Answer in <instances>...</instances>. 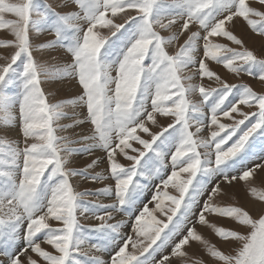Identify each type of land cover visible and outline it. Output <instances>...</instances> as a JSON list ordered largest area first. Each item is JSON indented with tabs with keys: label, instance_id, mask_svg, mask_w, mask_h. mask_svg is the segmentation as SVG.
<instances>
[{
	"label": "snow or ice",
	"instance_id": "1",
	"mask_svg": "<svg viewBox=\"0 0 264 264\" xmlns=\"http://www.w3.org/2000/svg\"><path fill=\"white\" fill-rule=\"evenodd\" d=\"M75 2L79 11L61 13L47 0H0V29L7 28L14 35V39H0V45L12 48L10 58L6 56V62L0 64V89H17L14 95L0 91V126L4 128L0 133V264H38L32 253L46 264H105L100 257H90L82 250V245L92 239L89 232L101 240L93 248L112 249L110 264H171L170 257H187L183 249L190 241L208 245L195 226L208 224L206 213L231 218L239 225L238 230L211 225L225 242L235 238L240 245L234 254L209 246L212 257L223 264H264V206L255 209L254 218L244 207L214 203V197L222 192V183L232 185L239 179L251 185L254 174L264 171V155L257 158L259 162L250 159L257 139L264 140V92L246 83L222 81L205 62L210 59L231 73L243 72L264 82V41L258 55L226 27L229 22L234 27L235 20L242 18L253 32L264 37V0H258V6L256 0ZM130 9L135 10L134 15L127 11ZM6 14L15 19H7ZM118 14H123V22L110 18ZM178 21L179 30L169 36L158 30L171 29ZM190 25L198 28L192 30ZM98 26L109 28L110 36L101 35ZM30 29L37 34L53 30L55 39L38 47L64 46L73 57L72 63L57 72L78 75L82 94L71 103L85 108L79 124L94 126L90 134H81L77 141L58 134L78 124L62 125L68 101L53 103L46 96L42 82L53 73L34 57ZM184 32L190 35L178 51L170 54L166 46ZM218 37H226L240 47L217 43ZM198 49L202 56H198ZM194 77L214 78L220 82L219 87L206 88L194 83ZM197 92L202 97L199 102L191 99ZM16 105L23 147L6 138L16 123ZM240 106L249 110L241 111ZM234 113L243 118L235 120ZM156 114L173 122L151 133L146 122L156 124ZM221 115L234 123H222ZM193 125L195 131L191 130ZM206 126L217 130L208 137L198 135ZM138 130L149 133L150 139H144ZM30 137L37 142L29 143ZM80 141L91 143L79 149L71 146ZM131 141L139 142L143 150L133 148ZM96 148L106 153L114 184L95 193L76 191L71 178L89 176L88 169L98 161L93 160L84 169L70 168L69 157ZM128 149L137 154L130 155ZM118 154L130 163L118 162ZM169 164L170 174L164 179L162 173ZM153 177H159L165 189L171 184L178 195L170 196L167 191L162 194L174 205L167 223L153 217L149 224L145 215L151 213L144 207L135 217L133 231L138 239L134 241L122 234L123 221H109L113 220L112 211L129 212L135 207L147 187L142 181ZM104 178L100 174L91 176L93 180ZM205 192L207 199L197 213L195 206ZM250 193L264 201V188L251 186ZM86 194L109 196L114 202L86 201ZM160 196L157 191L153 198L159 200ZM157 208L163 211L160 203ZM100 210L103 215L97 219L101 222L95 226H86L77 218L78 212L95 214ZM50 218L62 226H53ZM245 226L248 231L242 234ZM41 238L54 251L42 247ZM21 243L23 246L17 248ZM169 246L171 253L157 260L156 255Z\"/></svg>",
	"mask_w": 264,
	"mask_h": 264
},
{
	"label": "rangeland",
	"instance_id": "2",
	"mask_svg": "<svg viewBox=\"0 0 264 264\" xmlns=\"http://www.w3.org/2000/svg\"><path fill=\"white\" fill-rule=\"evenodd\" d=\"M49 4L52 5L57 11L61 13H68L72 11H79L78 5L75 2V0H47ZM251 2V0H250ZM256 6H258V0H256ZM131 14H135V10H127ZM7 19H15V16L12 14H6ZM114 20L116 23L123 22V14H118V17H110ZM235 19V18H234ZM236 23L240 27H236L238 25L235 24L234 27L231 26V22L226 23V27H229L231 31L234 32L237 36H239L242 40H244V44L249 49H252L257 52V54H260V46L261 42L264 41V37H261L260 35L253 32L250 28V26H247L246 21H244L242 18L239 20H235ZM81 23H84L81 21ZM165 23L167 21L165 20ZM240 23V24H239ZM180 28V22L178 21L176 25L167 30L158 29L161 31V34L164 36H169L173 32H177ZM190 28L192 30H196L198 28V25H190ZM101 35L103 36H110L109 28H100L98 26L97 29ZM30 41L33 44V55L34 57L40 61L41 63H45L48 65V67L52 70V75L45 79L42 82V88L45 91L46 96H48L50 102H60V101H68L66 103L64 111L67 113V115L60 120V123L65 126L72 125L74 123L78 124L77 127H66L65 130L60 131L58 134L61 136H66L72 141L79 140V137L83 133L90 134L91 129L94 127L90 123H83L79 124V121L84 118L85 108L71 103L73 98L77 97L78 95L82 94V85L78 82V75H61L57 72V69H63L68 64L72 63L73 57L71 54L66 50L64 46H53V47H45L43 49L39 48L38 46L40 44H46L47 42L55 39V32L50 29H45L42 33L37 34L34 30L30 29ZM190 35V32H184L179 35L178 40L174 41L173 43L166 46L167 51L170 54H174L176 51L179 50L180 46L183 45L184 41L187 39V36ZM257 38H256V37ZM112 39H116L115 37H111ZM0 39H14V35L10 32L9 29H0ZM215 42L217 43H226L230 47H240L236 45L234 42L229 41L226 37H218L215 38ZM202 41L200 44L202 45ZM55 51V52H54ZM12 52L11 46H5L0 45V64L5 63V57L8 56L10 58V54ZM198 56H202V51L198 49ZM206 63H209L210 68L215 71L220 77L221 80L224 82H227L229 84H241L246 83L253 87V89L257 92H264V82L258 81V79L254 77L248 76L246 73H231L230 70L226 69L223 65L218 64L215 61H211L210 59H206ZM147 63V61H146ZM194 71V69H193ZM113 75H116V72L113 71ZM194 83H202L206 88L208 87H219L218 81H215L214 78H208L204 77L203 79H200L199 77H194L193 80ZM114 87V85H113ZM0 91L3 92V94L6 95H14L17 92V89L15 86H8L6 88L0 89ZM191 99L195 102H199L202 100V97L197 92L196 94L192 95ZM241 111H248L247 106H240ZM150 110V109H149ZM206 111H209L208 109H205ZM13 111L16 114V123L14 126H12L11 130L7 133L6 138L10 141H18L20 142V146L23 147V136L20 130L19 126V108L18 105H16L13 108ZM235 120L242 119L243 117L239 113L233 114ZM220 120L222 123L226 124H232L234 123V120L232 118L223 117L220 116ZM156 124H153L151 121H147V126L150 128L151 133H156L161 131L163 127H167L169 123L173 122L172 118L164 117L161 114H156ZM247 123V121H245ZM243 127V126H242ZM192 131H195V125H193ZM217 130L215 126L211 127H205L202 132L198 135H202L205 137L210 136L211 131ZM4 132L3 126H0V133ZM138 134L141 135L144 139H150L149 133H143L140 130H138ZM29 143L37 142V138L30 137L28 139ZM84 143H91V142H85L80 141L79 143H73L71 146L73 148H81ZM133 144V148H139L143 150V146L139 144L137 141H131ZM231 143V142H229ZM130 155H135L137 153L133 152L131 149L127 150ZM252 152L254 155L250 156V159L258 161V157L261 155H264V140L257 139L256 143L253 146ZM118 162L123 163L125 165H128L130 162L127 160L125 156L122 154H118ZM93 160H97V166H94L90 169H88L89 176L84 177L77 175L73 178H71L73 187L76 191L79 192H87V193H95L98 190L107 187L109 185L114 184V180L110 177L109 171V163L106 159V153L104 150L96 148L93 149L90 153L89 152H76L73 153L69 157V164L68 167L70 168H80L84 169L89 163H91ZM100 174L104 179L101 180H93L91 179L92 175ZM170 174V164L168 168L164 170V173H162L164 179L167 178V175ZM186 176V174H184ZM261 179L258 178V175L255 173L254 176L251 178V185L248 182L237 180L233 182L232 185L225 183H222L221 188L222 192L214 197V203H216L219 206H239V207H245L248 199H251V203H249V206H256V208H259L260 206H264V201H259L258 198L249 196L250 193V187L255 186L259 188H264V182H262V177H264V174L260 175ZM147 184L146 189L142 193V195L137 200V203L135 207H133L129 212L125 211H112L113 220L109 221L110 223H115L117 221H123V226L121 228V232L124 236H131L133 240H137L138 236L136 232L133 231V225L135 223V217L139 215V213L144 209V207H147L151 215L146 214L145 215V221H147L149 224L152 223V218L155 217L157 221H160L162 223H167V217L171 214V208L174 207L171 200L164 197L162 194L164 191H167L170 196L178 195L177 190L172 187L170 184L167 189H165L162 180L159 177H153L150 181H142ZM224 185H227V189L223 187ZM209 189L212 187V185L208 186ZM159 191L161 193V196L159 200L154 199L156 192ZM246 194V196H245ZM208 192H205L202 194L198 202L195 206V211L198 213L204 201L207 199ZM86 201H94L97 203H103V204H110L114 202V199L109 196L105 195H96V194H86L83 197ZM160 203L161 208L163 211H161L159 208H157V204ZM248 210V209H247ZM250 213L256 217L255 214H253L251 211ZM103 215V211H97L95 214L89 212V213H83L80 212L77 213V218L80 223L85 224L86 226H95L99 224L101 221L97 219L98 216ZM206 219L208 221L207 225L202 226L199 223H196V228L199 234L202 235L204 240L208 241V245H205L202 241H190L189 245H186L183 249L187 252V257L184 258H177V257H170L171 264H184V260H187V264H196L197 261H203V264H223V262L219 261L217 258H214L211 256V254L208 252V247L215 245L218 249L224 251L226 254L232 253L234 254L235 250L240 246L238 242L235 241V238H230L229 242H225L223 238H220L216 233L215 229L211 226L212 224H216L217 227L223 226L226 228H230L233 230H238L239 225L237 222H234L231 218H221L219 214L216 213H206ZM193 221L196 220V217H191ZM49 223H52L53 226H62L60 222L54 221V219L50 218ZM147 226V225H146ZM202 226V227H201ZM201 227V228H200ZM248 231L247 226H245L244 233ZM92 239L87 241L84 245H82V250L84 252H87L90 257H100L105 264H110V256L113 253L112 249L109 248L107 251H100L92 247L93 244L101 243V240L97 238V234L94 232L88 233ZM139 239H143L140 237ZM42 244V247H44L46 250L54 251L53 246L49 245L47 241L43 238L39 241ZM123 244V241H121V246ZM22 243L20 245H17L16 247H22ZM129 251H132L131 244H129ZM171 253V247H166L163 250L162 254H157L156 259L159 260L161 255H167ZM33 258L38 259V264H46L42 260V258L38 257V254L32 253ZM2 259V257H0Z\"/></svg>",
	"mask_w": 264,
	"mask_h": 264
},
{
	"label": "bare ground",
	"instance_id": "3",
	"mask_svg": "<svg viewBox=\"0 0 264 264\" xmlns=\"http://www.w3.org/2000/svg\"><path fill=\"white\" fill-rule=\"evenodd\" d=\"M235 24L238 25V23H236V21H235ZM239 24H240V23H239ZM236 27H240V26L238 25V26H236ZM255 37H256V36H255ZM256 38H257V37H256ZM54 52H55V51H54ZM96 166H97V165H96ZM256 174L258 175V178L261 179L260 175L264 174V171H259V172H257ZM223 187H225V189L229 188V187H227V185H224ZM245 196H246V194H245ZM249 196H251V195H249ZM251 202H252V201H251V199L249 198L248 201H247V203H246V205H245V207H246L249 211H251L253 214L256 215V211H255L256 206H251V208H250V206H249V203H251ZM201 227H202V226H201ZM201 227H200V228H201Z\"/></svg>",
	"mask_w": 264,
	"mask_h": 264
}]
</instances>
